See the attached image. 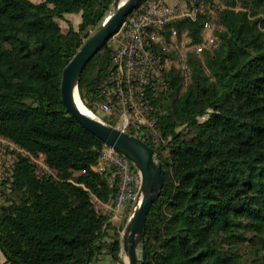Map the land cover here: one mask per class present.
<instances>
[{
	"label": "trees",
	"instance_id": "16d2710c",
	"mask_svg": "<svg viewBox=\"0 0 264 264\" xmlns=\"http://www.w3.org/2000/svg\"><path fill=\"white\" fill-rule=\"evenodd\" d=\"M114 1L0 0V135L26 152L12 154L0 203L6 264L118 261L122 229L93 202L117 193L113 168L92 169L106 144L61 99L64 68ZM204 4L195 21L163 31L168 43L176 29L177 42L186 32L190 46L201 44L214 9L223 27L203 58L186 53L189 81L174 63L155 92L162 140L145 142L162 164L163 188L147 217L142 264H264V0ZM73 14L79 24L64 31L58 21ZM155 52L177 59L162 45ZM112 57L107 43L82 72L79 92L93 113ZM103 120L115 124L112 115ZM32 157L53 175L39 173Z\"/></svg>",
	"mask_w": 264,
	"mask_h": 264
},
{
	"label": "built area",
	"instance_id": "2783aa9c",
	"mask_svg": "<svg viewBox=\"0 0 264 264\" xmlns=\"http://www.w3.org/2000/svg\"><path fill=\"white\" fill-rule=\"evenodd\" d=\"M204 10V0H179L172 5L167 0H142L132 15L126 17L119 31L108 41V46L113 50V71L102 85V101L98 103L103 113L115 117L116 123L112 126L143 141L159 143L162 140L154 102L157 89L166 87L164 69L175 63L189 81L186 53L193 52L203 58L205 50H212L219 45L215 32L221 33L223 27L218 26L213 16L214 9L204 26V31L210 30L211 34L201 44L190 46L191 39L186 32L183 33L182 41L177 42L176 29H171V42L168 43L163 31L185 19L195 21ZM156 45H162L169 53L174 51L176 61L170 57L164 60L159 57L155 52ZM18 152L26 153L0 135V203L4 201L5 188L11 187V182L5 181L14 163L13 158L11 166L6 168L4 159L8 154ZM32 160L39 173L53 175L42 158L32 157ZM108 168L114 169V179L118 181L117 193L112 201L102 202L94 197L93 202L100 213L111 215L113 222H121L127 213L130 214L137 200L141 177L126 157L106 145L92 169L103 172Z\"/></svg>",
	"mask_w": 264,
	"mask_h": 264
},
{
	"label": "water",
	"instance_id": "95a60500",
	"mask_svg": "<svg viewBox=\"0 0 264 264\" xmlns=\"http://www.w3.org/2000/svg\"><path fill=\"white\" fill-rule=\"evenodd\" d=\"M141 2L142 0H127L120 4V0H115L105 20L92 31L76 55L66 65L61 81V99L66 113L107 146L126 157L140 173L141 183L138 197L121 235V252L118 260L121 261L122 256L126 255L128 262L125 264H142V244L147 217L163 188L162 164L157 160L154 150L145 141L101 119L83 113L78 108L77 100L82 99L79 83L86 65L119 31L126 17Z\"/></svg>",
	"mask_w": 264,
	"mask_h": 264
},
{
	"label": "rangeland",
	"instance_id": "374dc122",
	"mask_svg": "<svg viewBox=\"0 0 264 264\" xmlns=\"http://www.w3.org/2000/svg\"><path fill=\"white\" fill-rule=\"evenodd\" d=\"M32 1H34V2H41V1H44V0H32ZM177 1H179V0H167V2H168L169 5H172L173 3L177 2ZM80 17H81V16H79V15L77 16V15L73 14V15H69V16L66 17L64 20H59L58 22H59V24L61 25L62 29H63L64 31H67V30L69 29V25H72L73 27H77V24H78V22H79V20H80ZM4 34H5V35H13V32L4 29ZM210 34H211L210 30H207V29H206V31H204V38L207 39V38L210 36ZM94 114H95L99 119H101L103 122H105V121L103 120V117H104L106 114L103 113L101 110L98 109V111H96V113H94ZM105 123H106V122H105ZM115 123H116V121H115ZM117 125H120V123L117 122ZM8 155H9V156H7V157L4 159V165L6 166V168H9V167L11 166V162H12V160H13V155H10V154H8ZM128 217H129V215H128V213H127V214H126V217L123 218V219L121 220V222H118V220H114V221H115V222H114L115 225H116L117 227H119L120 229H122V231H121V235L123 234V230H124V228H125L126 221H127ZM3 257H4V255H3L2 251L0 250V264H6V259L4 258V259H5V261H4ZM126 258H127V256H126ZM127 262H128V259H127V261H123V259H121V261H119V260H118V261H114V260L111 258L107 264H125V263H127Z\"/></svg>",
	"mask_w": 264,
	"mask_h": 264
},
{
	"label": "bare ground",
	"instance_id": "6f19581e",
	"mask_svg": "<svg viewBox=\"0 0 264 264\" xmlns=\"http://www.w3.org/2000/svg\"><path fill=\"white\" fill-rule=\"evenodd\" d=\"M127 0H120V4L125 3ZM77 105L78 108L85 114L89 115V116H93L97 119H99L94 113H92V111L89 110V108L83 103L82 99L81 101L77 100ZM123 261H127L126 255L122 256Z\"/></svg>",
	"mask_w": 264,
	"mask_h": 264
},
{
	"label": "crops",
	"instance_id": "0c3cea01",
	"mask_svg": "<svg viewBox=\"0 0 264 264\" xmlns=\"http://www.w3.org/2000/svg\"><path fill=\"white\" fill-rule=\"evenodd\" d=\"M79 22H80V20H79ZM79 22H78V24H79ZM3 259H4V257H3ZM110 259H111L110 256H106V258H105L104 260L99 261V262H97V263H93V264H107V263L109 262ZM4 261H5V259H4Z\"/></svg>",
	"mask_w": 264,
	"mask_h": 264
}]
</instances>
